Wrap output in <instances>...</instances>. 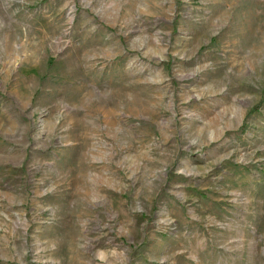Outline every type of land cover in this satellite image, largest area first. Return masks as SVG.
<instances>
[{
  "label": "rangeland",
  "instance_id": "rangeland-1",
  "mask_svg": "<svg viewBox=\"0 0 264 264\" xmlns=\"http://www.w3.org/2000/svg\"><path fill=\"white\" fill-rule=\"evenodd\" d=\"M0 264H264V0H0Z\"/></svg>",
  "mask_w": 264,
  "mask_h": 264
}]
</instances>
